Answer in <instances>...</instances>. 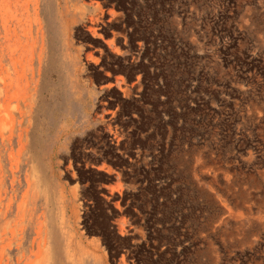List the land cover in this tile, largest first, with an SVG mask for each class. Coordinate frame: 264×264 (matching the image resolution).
<instances>
[{
    "label": "rangeland",
    "instance_id": "rangeland-1",
    "mask_svg": "<svg viewBox=\"0 0 264 264\" xmlns=\"http://www.w3.org/2000/svg\"><path fill=\"white\" fill-rule=\"evenodd\" d=\"M0 264H264V0H0Z\"/></svg>",
    "mask_w": 264,
    "mask_h": 264
},
{
    "label": "bare ground",
    "instance_id": "bare-ground-1",
    "mask_svg": "<svg viewBox=\"0 0 264 264\" xmlns=\"http://www.w3.org/2000/svg\"><path fill=\"white\" fill-rule=\"evenodd\" d=\"M249 260V259H248Z\"/></svg>",
    "mask_w": 264,
    "mask_h": 264
}]
</instances>
